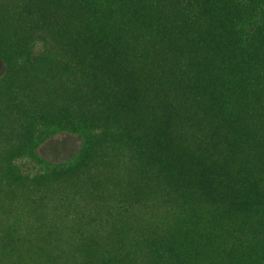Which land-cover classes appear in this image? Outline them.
Listing matches in <instances>:
<instances>
[{
    "label": "trees",
    "instance_id": "1",
    "mask_svg": "<svg viewBox=\"0 0 264 264\" xmlns=\"http://www.w3.org/2000/svg\"><path fill=\"white\" fill-rule=\"evenodd\" d=\"M5 3L0 264H264V0Z\"/></svg>",
    "mask_w": 264,
    "mask_h": 264
},
{
    "label": "rangeland",
    "instance_id": "2",
    "mask_svg": "<svg viewBox=\"0 0 264 264\" xmlns=\"http://www.w3.org/2000/svg\"><path fill=\"white\" fill-rule=\"evenodd\" d=\"M6 4L5 0L0 1V11L3 5ZM43 44L35 47V52L43 51ZM4 62L0 58V77L4 72ZM45 132L44 139L36 146V157L25 156L17 161L15 164L20 168L23 173L34 175L44 171L51 163L67 162L77 160L82 150L83 138L78 134L55 132L51 135Z\"/></svg>",
    "mask_w": 264,
    "mask_h": 264
}]
</instances>
